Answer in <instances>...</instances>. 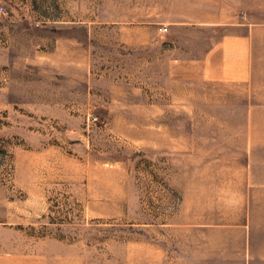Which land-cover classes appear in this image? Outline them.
Returning <instances> with one entry per match:
<instances>
[{"label": "rangeland", "instance_id": "rangeland-1", "mask_svg": "<svg viewBox=\"0 0 264 264\" xmlns=\"http://www.w3.org/2000/svg\"><path fill=\"white\" fill-rule=\"evenodd\" d=\"M260 244L264 0H0V264Z\"/></svg>", "mask_w": 264, "mask_h": 264}, {"label": "crops", "instance_id": "crops-1", "mask_svg": "<svg viewBox=\"0 0 264 264\" xmlns=\"http://www.w3.org/2000/svg\"><path fill=\"white\" fill-rule=\"evenodd\" d=\"M252 245H253V242H248V243H246V244H245V246H244V247H246V248H251V247H252ZM258 248H264V244H260ZM260 256L264 258V252H263V253H261V255H260Z\"/></svg>", "mask_w": 264, "mask_h": 264}]
</instances>
